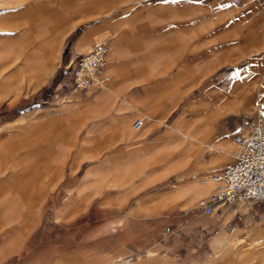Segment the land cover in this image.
I'll return each mask as SVG.
<instances>
[{"label": "crops", "instance_id": "obj_1", "mask_svg": "<svg viewBox=\"0 0 264 264\" xmlns=\"http://www.w3.org/2000/svg\"><path fill=\"white\" fill-rule=\"evenodd\" d=\"M103 37L108 81L70 88L69 64ZM46 86L0 118V264H225L204 257L226 236L247 245L226 264H264V199L195 205L264 109V0H0V94ZM97 168L135 177L96 194Z\"/></svg>", "mask_w": 264, "mask_h": 264}, {"label": "built area", "instance_id": "obj_2", "mask_svg": "<svg viewBox=\"0 0 264 264\" xmlns=\"http://www.w3.org/2000/svg\"><path fill=\"white\" fill-rule=\"evenodd\" d=\"M107 42L105 37L96 39L87 50L74 57L69 64L67 85L70 88L103 86L108 81L109 74L103 68ZM255 106L248 132L233 137L234 160L211 175L212 189L195 201L196 207L205 214L210 213L218 203L233 204L246 199H264V110L259 101ZM142 125L141 115L134 116L130 122V128L134 131ZM128 258L130 256L123 259ZM123 259L118 258L116 261Z\"/></svg>", "mask_w": 264, "mask_h": 264}, {"label": "rangeland", "instance_id": "obj_3", "mask_svg": "<svg viewBox=\"0 0 264 264\" xmlns=\"http://www.w3.org/2000/svg\"><path fill=\"white\" fill-rule=\"evenodd\" d=\"M61 72H62V70L60 71V69L57 71V73L55 72V74L53 75L52 79L46 85L49 86L51 84V82H53L55 80L56 77L61 75ZM65 76H66V73L64 75V79L66 78ZM47 86L46 87H41L40 90H38L37 92H31V94L27 95L26 97L23 96V95H19V94L22 93V92L20 93L19 90L8 89L6 92L1 93L0 94V118H5L7 116L14 115L16 112L20 111L24 105L29 104V102L33 103V101L37 97H39L40 95H43L45 92H48V90L50 88L47 87ZM257 101H259V98H257L255 100V103L253 105V108H252L253 115L255 113V109H256L255 104H256ZM259 102H261V101H259ZM179 118L180 117L178 116L176 121ZM175 126H177L180 129H183V126L179 127V125L177 123L175 124ZM138 131H140V130H137L136 133ZM159 150H161V148H154L151 151L150 155L142 156L141 160H139L140 162H138V163H141L143 168H144L143 170H141L140 174L144 178H146L143 181V185H144L145 188L143 187V190H142L141 193H145V192L150 191L151 188L153 187V183L152 182L156 181V179L152 178V176H154V173H153L154 170H151L150 167L147 166V165L150 164V163L151 164L152 163H156V162H154V160L160 154ZM145 164H147V165H145ZM101 167H103V166L101 165ZM94 175H95L94 186H93L94 187V193L99 194L101 191H103V189L105 187H108L109 184H110V185H112V188L114 187V190L117 191L115 193V195L124 194L123 190H127L126 187H128V184L130 183V181H132L134 179V177H135V174L133 172H131V171H124V170H111V171H108V170L101 169V168L95 169L94 170ZM170 178L171 177L166 178L165 180H168ZM150 183H152V184H150ZM148 184H150V185H148ZM210 186H211V182H210L209 178H207V187L205 189L201 190L200 192H198L195 195V199L198 196L206 193L207 190H208V187H210ZM50 205H52V204L47 203V209L46 210H48ZM102 206H99V205L96 204L95 211L96 212L101 211L103 209ZM45 214L46 213H44V221L50 222V220L48 219L47 215H46L47 219L45 220ZM100 220L101 219L96 218L94 221L98 222ZM235 232L238 233V231H235ZM251 232H255V231H251ZM257 232L262 237V238H260L261 241L259 243L264 244L263 243L264 242V231H257ZM235 234L233 236H229V237H236ZM92 236H93V234L89 235V237H92ZM94 236H97V235H94ZM227 237L228 236L225 237L226 240H224L222 242V244L221 243H219V244H214V243L210 244V248H208V250L206 252V255L204 257V261H206V262L221 261V262H225V264H226L227 260H231L232 261L234 258H235V260L240 258L238 253H239V251L241 249H245L246 248V246H247L246 243H243V241L238 243V241L235 240V239L234 240H228ZM243 239L247 240L246 236ZM263 258H264V249H263V252L260 253L259 256H256L255 259L254 258H249V259L256 260V259H263ZM115 262L116 261L114 259L111 264H113ZM242 264H244V263H242Z\"/></svg>", "mask_w": 264, "mask_h": 264}, {"label": "bare ground", "instance_id": "obj_4", "mask_svg": "<svg viewBox=\"0 0 264 264\" xmlns=\"http://www.w3.org/2000/svg\"><path fill=\"white\" fill-rule=\"evenodd\" d=\"M262 105V104H261ZM262 107H263V105H262ZM264 110V109H263Z\"/></svg>", "mask_w": 264, "mask_h": 264}]
</instances>
